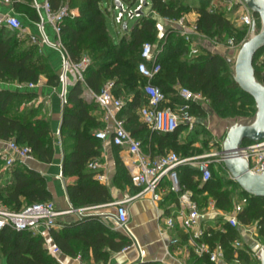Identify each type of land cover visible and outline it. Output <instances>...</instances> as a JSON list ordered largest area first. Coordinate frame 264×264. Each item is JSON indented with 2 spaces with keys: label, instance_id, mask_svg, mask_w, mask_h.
I'll list each match as a JSON object with an SVG mask.
<instances>
[{
  "label": "trees",
  "instance_id": "16d2710c",
  "mask_svg": "<svg viewBox=\"0 0 264 264\" xmlns=\"http://www.w3.org/2000/svg\"><path fill=\"white\" fill-rule=\"evenodd\" d=\"M48 1L54 10H58L62 4L69 6L70 13L63 24L62 40L74 61H80L84 56L91 58V65L85 74L87 87L98 93L107 82L112 81L117 97L118 87L133 93L120 117L124 119L125 127L132 136L142 142L144 151L152 156H161L169 153H163L165 149H180L181 145L176 140L181 127L173 134H160L144 125L138 115L142 99L145 98V103L147 102L143 94L147 80L139 73L138 64L144 43H153L158 35L157 19L148 14L141 16L137 24L132 29L129 28V32L122 29L124 36L116 42L108 30L102 0ZM13 2L17 13L22 8L27 12L24 15L35 22L39 20L36 9L21 4L18 0ZM148 2L151 10L161 19L178 20L189 11H197L199 17L196 25L200 33H210L216 27L227 29L231 26L228 14L209 9L208 3L191 7L183 0ZM76 10L79 11L78 15L74 12ZM242 36L246 37V33ZM13 37L15 34L6 27L0 29V82L36 84L42 75H46L50 86H58L59 76L51 71L48 60L39 47L31 45L20 49L26 38L19 37L14 41ZM174 42L177 43L174 45ZM256 59V77L264 84V71L257 67ZM159 61L162 70L153 83L162 89L169 100L165 106L175 108L182 103L177 87L184 86L193 92L202 93L209 100L210 106L217 108L223 117L246 118L256 114L254 99L235 82L228 60L202 49L200 55L190 58L189 48L183 37L172 28L167 30ZM85 90L86 86L81 82H77L70 90L60 131L65 152L63 175L66 179L75 180L67 186V192L76 209L112 202L108 188L95 179L93 171L88 170L89 164L101 155L100 140L95 137L94 132L102 124L94 116V112L101 108L97 103L85 99ZM34 96V93L27 91L0 89V140H15L19 145L29 146L36 160L51 163L54 160L55 147L50 122L40 116V107L29 106L21 110V106ZM191 114L201 116L205 114V109L193 105ZM149 137L152 138L151 141ZM248 143L251 142L246 141L244 144ZM221 166L220 176L216 177L211 165L212 177L206 183L202 181V174L197 167L181 166L178 173L182 189L193 192V199L199 204L200 210L207 208L210 198L216 201L218 209L226 213H231L237 202H242L243 210L238 216L240 223L257 224L259 239L264 244V198L243 191L229 176L226 168ZM51 200L48 181L40 172L21 162L7 168L0 161V205L19 211L25 206ZM82 222L90 223L86 243L95 248L94 257L97 260H107L108 253L103 251L106 247L121 251L130 244L128 238L110 231L96 216L90 215ZM219 225L221 228L209 230L211 237L207 238V242L212 246L221 245L225 250L226 260L229 261L234 256L231 244L235 239L241 238V228H232L222 221ZM246 247L250 249L247 244ZM240 255L245 262L250 261L245 252ZM0 257L5 258L6 264H58L48 254L43 237L32 231H17L10 227L0 231ZM196 262L211 264L202 259Z\"/></svg>",
  "mask_w": 264,
  "mask_h": 264
},
{
  "label": "built area",
  "instance_id": "2783aa9c",
  "mask_svg": "<svg viewBox=\"0 0 264 264\" xmlns=\"http://www.w3.org/2000/svg\"><path fill=\"white\" fill-rule=\"evenodd\" d=\"M0 1L9 6L8 13L0 14V29L6 27L10 31L19 34V37H23L21 33L24 25L15 12L13 0ZM137 2V6L126 9L124 0H115V9H118L117 3L122 4L121 12L114 16L115 23L121 30L123 29L122 25L125 22V18L134 19L140 16L139 10L144 11L145 7H143L142 0H137ZM225 2L228 4L229 13L237 16L238 22L248 29L249 34L255 24L259 27L261 26L259 16L253 12L244 0H225ZM33 5L39 15V20L35 22L38 33L30 35L29 40L33 44L49 46L61 53L62 67L59 73L58 91L63 104L66 105L68 103L72 78L75 79L76 83L81 82L84 84L86 86L85 98L89 101L93 100L99 105L104 112V120L108 123L105 129L95 134V137L102 141L111 139L114 146L124 149L130 156V160L126 162V165L131 174L132 184L139 191L131 199L115 201L110 204L116 208V212L112 215L116 227L120 230H127L129 223L127 203L129 201L141 197H150L153 202H160L163 198L162 183L167 178L171 183V191L179 196L181 209L178 214L168 216L164 220L161 235L164 238H168V244L165 257L157 264H169L167 259L174 258V251L184 252L186 254L185 258L188 260L194 256L211 264H261L262 258L258 253L264 247V244L259 239L257 224L242 225L240 223L238 216L243 210L242 202H237L231 213H223L222 210L218 209L214 199H210L207 204L205 217L223 218V222L232 228L243 229L256 245V247L252 248L250 246V249H248L241 238L235 239L231 244L234 256L228 261L226 260L225 250L221 245L212 246L207 242V238L211 237L209 230H217L219 228H206L201 224L200 219L203 215L199 204L193 199V193L190 190L182 189L178 169L184 165L197 167L202 174V181L206 183L212 177V161L210 158L214 155L181 157L175 152H169L161 156H152L146 153L142 142L132 136L125 127L124 120L119 118V114L125 104L115 95L114 82H107L98 93L88 88L85 74L91 65V58L84 56L80 61L76 62L65 47L62 40V29L64 21L70 13L69 6L62 4L58 10H54L48 0L44 4H39L37 0H33ZM148 16L157 19L156 29L159 41H165L167 30L172 28L183 37L189 48L190 58L200 55L199 37H201V34L196 22H191L186 16L178 20L158 19L154 13H149ZM48 26L54 31L55 37L53 39L47 34L46 28ZM162 50L163 45L157 48L151 42H146L142 46L138 70L147 80L143 88V94L147 102L140 106L138 110L139 119L150 130L160 134H173L184 123L187 124L190 131H193L196 124V120L191 114L193 105L205 108L210 105V102L202 93H196L189 88L183 87L179 90L182 103L175 106V108L165 106L169 100L162 89L153 83L162 70V65L159 61V54ZM15 84L19 89H34L38 85V83ZM239 155L248 161L250 172L257 175L264 174V140L257 143L244 144L239 151ZM224 159L225 156L222 154L219 162L225 167ZM32 160H35L32 149L26 145H19L15 140L4 142L0 148V161H3L7 168L12 167L16 162L27 165ZM89 167L95 172L98 181L103 182L106 180V176L101 173L102 165L99 162H91ZM93 208H81L78 209V212L81 215L87 214ZM73 211L72 209L60 211L52 201L28 205L19 211H12L8 207L0 205V231L10 227L17 231H32L38 234L42 229L51 230L57 227L58 219ZM178 229L187 234V244L182 243L179 237L171 235ZM46 248L52 258L60 260L63 251L59 246L47 243ZM241 252H245L249 256L250 261L248 263L241 258ZM179 264L185 263L180 261Z\"/></svg>",
  "mask_w": 264,
  "mask_h": 264
},
{
  "label": "crops",
  "instance_id": "0c3cea01",
  "mask_svg": "<svg viewBox=\"0 0 264 264\" xmlns=\"http://www.w3.org/2000/svg\"><path fill=\"white\" fill-rule=\"evenodd\" d=\"M37 1L39 4H44L46 2V0ZM18 2L24 1L18 0ZM134 3L137 4H133V6L138 5L137 0H134ZM200 5L202 4L195 5L194 7H199ZM8 12L9 6L0 1V14H6ZM149 13H154L156 17L160 19L158 14L152 10ZM18 14H20L19 16L21 18H19L22 20L24 25L21 33L23 37L29 39L30 35L37 34L38 29L35 21L24 14L19 12ZM185 16L191 22H196L199 14L197 11L193 10L192 13L186 14ZM46 31L52 39L55 37L54 31L50 26L46 28ZM120 31L122 32L121 28ZM200 39L202 38L199 37L200 48H202V42ZM30 43L39 47L42 55L48 60L51 71L59 76L62 67L61 53L49 46L33 44L32 42ZM75 84V79L72 78L70 90ZM0 89H11L15 91H27L34 93L35 96L32 100L28 103H24L21 106V110L35 104V107H40L41 109L40 116L48 120L51 124L55 147L54 160L51 163H45L35 159L29 161L27 165L40 172L47 179L48 187L52 194L51 201L54 202L58 210H74L72 213L61 216L57 221V227L51 230L42 229L40 233L36 234L43 237L45 247L47 243H52L62 248L63 254L60 256V260H56V262L58 264H157L160 262L165 257L166 246L168 244V238H164L161 235L164 220L168 216L178 214L181 209L178 194L172 192L170 189V181L166 178L162 183L161 188L163 190V198L160 202H153L150 197H141L139 199L129 201L127 203L129 212L127 230L118 229L115 225L114 219L112 218V215L116 212V208L110 204L115 201L131 199L138 193L139 190L131 182V174L128 166L126 165V162L130 160V156L127 151L114 146L111 139H107L105 141L100 140L101 155L94 161H97L102 165L101 173L106 176V180L103 182L98 181L96 179V174L95 179L108 188L112 202L95 206L88 212L89 214L85 213L81 215L78 212V209L74 208L72 205L67 192V186L69 184H73L75 180L72 178L66 179L63 175L65 152L60 131L66 105L63 104L61 98L59 97L58 86H50L48 84L47 76L42 75L37 87L34 89H19L16 87L15 83L6 84L2 82H0ZM117 94L118 98L121 99L125 105L127 101L131 100L133 97V93L128 92L123 87H118ZM87 101L96 103L93 100ZM144 103L145 98L142 99V105ZM120 115L121 112L119 114V118L122 119ZM94 116H96L102 124V127L94 132L95 135L98 131L105 129L108 123L104 120V112L102 109L96 110L94 112ZM4 142L6 141L0 140V148L3 146ZM88 170L93 171L90 167H88ZM201 212L203 216L200 219V222L204 227L221 228L219 223L221 221L223 222V218L216 219L212 216L205 217L207 208L201 210ZM223 213L226 212L223 211ZM90 215L98 217L100 223L108 227L110 231L128 238L130 240V244L121 251H113L106 247L103 251L108 253L107 260L95 259V248L91 244L86 243L88 240V224L90 223L82 222L83 219L90 217ZM171 235L179 237L184 244H187L188 242L187 234L181 229L173 232V234L171 233ZM241 239L252 248L256 247L251 237L243 229H241ZM185 256L186 254L184 252L174 251V258L167 259V261L169 264H179L180 261L185 264L199 263L196 262L198 261L196 257L193 256L192 259L188 260ZM2 264H6L5 258L3 259Z\"/></svg>",
  "mask_w": 264,
  "mask_h": 264
},
{
  "label": "rangeland",
  "instance_id": "374dc122",
  "mask_svg": "<svg viewBox=\"0 0 264 264\" xmlns=\"http://www.w3.org/2000/svg\"><path fill=\"white\" fill-rule=\"evenodd\" d=\"M24 2H20L21 4L28 5L29 7H33V3H31L30 0H22ZM184 3L193 7L195 5L199 4H207L208 8H213L216 11H221L222 13L228 14V19L231 23V26L227 29H220L216 27L212 32L210 33H204L201 32V38L200 41L202 42V51L207 50L210 51L216 55H219L226 60H231L232 63L231 66V72L232 77L234 78V63L236 60V57L238 55L239 49L243 45L245 41H247L250 37L248 29L243 27L239 22L236 15L230 14L228 10V4L225 2V0H184ZM134 0H124V6L126 9H128L130 6H133ZM150 4V2H149ZM102 6L104 11L106 12V21L108 30L113 37V39L116 42H119L124 34L120 31V27L115 23L114 16L121 12V9H115V0H102ZM135 7V5L133 6ZM35 9V8H34ZM151 11V6H147L144 8V15L148 14ZM18 12L21 14H27V12L19 8ZM75 14L78 15L79 11H74ZM192 13V11H189L187 14ZM17 16L20 14L17 13ZM20 17V16H19ZM21 18V17H20ZM141 16L135 17L134 19H129L128 17L125 18V21H128L129 28L132 29L137 22L140 20ZM261 26H258V29H260ZM15 34V37H13L14 41L19 38L18 34L12 32ZM246 33V37H243L242 34ZM127 40H130V37L126 36ZM26 38V37H25ZM27 39V38H26ZM23 41V43L20 46V49L27 48L31 46L32 44L27 39ZM153 43L157 46V48L162 47V45L166 42L165 41H159L158 35L155 39H153ZM168 41V40H167ZM177 42H174V45ZM92 59H94V56H91ZM264 49L259 52V55L256 59V65L257 67L261 68L264 71ZM184 86H178L179 90L183 88ZM35 106V104L31 105ZM205 114L198 116L195 114H192L196 120L195 128L193 131H190L187 127V124L181 125V131L179 134V138L176 140L177 143H180V149L179 148H169L165 149L163 153L165 152H178L181 156H192V157H202V156H208V155H214L210 159L212 161L213 166V172L216 177H219V171L221 170V163L219 160H221L222 157V149H223V143L226 138V134L228 130L233 126L234 124H251L254 119L255 115L251 117H223L217 108H213L210 105L206 106L205 108ZM149 131V130H148ZM147 133V132H146ZM142 139V137H140ZM181 139V140H180ZM152 138L149 137V141H151ZM230 176V174H229ZM3 257H0V264L3 263Z\"/></svg>",
  "mask_w": 264,
  "mask_h": 264
},
{
  "label": "water",
  "instance_id": "95a60500",
  "mask_svg": "<svg viewBox=\"0 0 264 264\" xmlns=\"http://www.w3.org/2000/svg\"><path fill=\"white\" fill-rule=\"evenodd\" d=\"M261 20L252 27L250 37L239 49L234 63V80L240 88L250 95L256 103V115L251 124H234L228 130L223 143L222 154L224 164L232 179L238 183L243 191L255 197L264 198V174L257 175L249 171L248 161L239 155L240 149L246 141L257 143L264 140V84L255 73L254 62L261 50L264 49V0H244ZM143 7L149 6L148 0H142ZM122 9V4L117 3ZM139 15L143 16L142 10ZM129 23L122 25L124 32H129ZM231 64L232 61L229 60ZM261 264H264V247L260 249Z\"/></svg>",
  "mask_w": 264,
  "mask_h": 264
}]
</instances>
